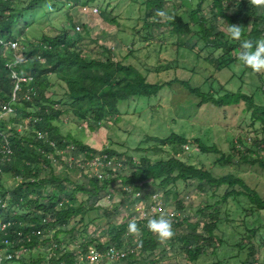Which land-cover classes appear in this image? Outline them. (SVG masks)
<instances>
[{"label":"rangeland","instance_id":"374dc122","mask_svg":"<svg viewBox=\"0 0 264 264\" xmlns=\"http://www.w3.org/2000/svg\"><path fill=\"white\" fill-rule=\"evenodd\" d=\"M27 1L17 0V7ZM146 1L148 0H95L87 7L46 3L38 7L30 19L27 18L30 26L25 36L17 42L18 47L20 43L36 44L43 35L54 36L68 21L74 28L80 27L78 34L83 37L74 49H82L84 54L90 57H99V49L105 48L110 50L115 61L132 66L145 76L147 83H172L154 96L134 98L120 103L117 107V118L103 121L101 127L94 131L71 123L68 113L59 120L63 136L69 134L99 153L103 149L112 152L109 157L112 164L108 178L113 181L97 198L77 194L75 206L88 199V207L97 210V213L91 212L85 217L83 225L79 223L78 216L72 219L67 227L44 232V237L37 241L34 247L25 248L20 252L21 262L29 258L44 259L47 250L54 244L68 252H74L78 246L86 245L90 241L93 242L92 245H114L110 243L108 233L117 230L123 223H129L135 203L142 205L140 197L138 201L132 197L136 191L130 194L123 191L117 176L127 175L131 169L130 163H136L143 157L155 162L167 160L171 156L170 147H161L152 139H165L176 135L188 140L197 139L204 146L215 147L217 153L205 154L198 152L195 146L187 145L179 158L185 164L204 168L215 178L226 175L236 177L264 199V167L259 165V161L264 165V150L252 145L254 139L259 140L262 136L260 125L252 122L247 105L240 102L236 106L217 108L209 103L203 104L200 103V98L189 94L177 83L187 82L192 88H198L201 93H208L215 99L240 92L252 97L254 104L261 105L263 97L258 88L264 85V71H247V67L238 59L241 51L238 47L224 53L212 48L206 49L204 43L198 41L194 35L183 38L171 33V28L166 27L164 23L173 16H182L184 21L188 22L189 12L196 8L195 1H165L161 14L151 17H147L144 5ZM211 1L204 0L200 11V15L210 22ZM235 5L236 2L233 1L229 14H235ZM256 10L257 15L264 18V9ZM213 24L215 29L212 36L216 34L218 41L234 45L239 43V40L230 38L223 19ZM236 26L240 27L241 33L247 35V26L242 24V20L237 21ZM192 30L197 32L196 27H192ZM241 40L247 38L241 37ZM220 56L224 59L230 58L232 62L228 67L217 71L215 60ZM47 96L55 103L62 102V91L58 86ZM26 124L23 126H27ZM72 146L68 147L72 153L56 159L49 168L45 167L39 177L40 180H47L50 176L58 179L64 187L65 202L69 200L67 196L76 186H87L92 179L91 171L82 162L85 153ZM228 156H231L230 161H222ZM81 166L85 168H80ZM19 182V177L5 174L1 179V186L9 196ZM49 184L46 196L55 192L54 187L51 189ZM197 186L195 181L179 183L167 189L150 184L145 191L137 192L140 196L143 193L142 201L145 206H148L150 197L154 194L157 201L164 204L166 213L180 212L181 216L187 217L191 223L205 221L198 214V210L206 205L211 207L209 212L215 210L218 213L219 224L214 234L221 240V245L214 250L206 249L193 264H264V211H256L242 196L229 198L225 203H221L220 198L225 193V187L213 190L206 186ZM236 190L240 191L239 188ZM7 201L5 203L8 204ZM32 211V206L28 204L23 210H15L14 213L23 215ZM84 229L85 234L81 237L78 233L84 232ZM56 230H60L58 242L53 238ZM172 231V237L163 242L153 233L158 246L154 255L146 259L138 246L140 231H127L122 235L120 247L135 251L133 264H149L150 261H153L152 264H187L183 254L170 248L172 238L182 231L176 232L173 227ZM249 247H252V253ZM7 264L21 263L17 261Z\"/></svg>","mask_w":264,"mask_h":264},{"label":"trees","instance_id":"16d2710c","mask_svg":"<svg viewBox=\"0 0 264 264\" xmlns=\"http://www.w3.org/2000/svg\"><path fill=\"white\" fill-rule=\"evenodd\" d=\"M165 1L168 0L146 1L144 5L147 17L161 14ZM193 1L196 2V8L189 12L188 22H185L182 16H173L164 23L166 27L171 28L172 34L183 38H190L194 35L198 41L204 43L206 49L212 48L229 53L237 47L240 48V41L237 45L218 41L216 34L212 36L215 29L213 23L223 19L228 31L230 26H236L237 21L242 20V24L247 26V35L241 33V37H246L253 44L258 39H264V18L257 15V7L251 4V0H212L211 22L200 15L204 0ZM233 1L236 2L233 8L235 14H229L228 11ZM93 2L95 0H28L17 7V0H0V114H2L0 117V226L6 222L14 224L9 231L11 240L23 239L18 243L15 240V250L34 247L37 241L42 240L44 232L67 227L70 221L78 216L79 223L83 225L85 217H88L91 212L97 213V210L88 207V199L75 206V196L81 194L97 198L113 181L112 178L102 181L92 178L87 186H76L67 196L69 200L65 202L64 187L60 181H57L58 179L52 176L47 180L39 179L45 167L49 168L56 159L59 160L68 153H72L68 149L71 145L81 153H85V161L99 153L75 140L69 134L63 136L59 120L68 113L71 123L85 126L88 131H94L101 127L103 121L117 118V107L120 103L134 98L154 96L163 87L170 86L172 83L164 85L147 83L145 76L134 67L115 61L110 50L105 48L99 49L101 55L99 57H90L84 54L82 49H74L83 37L74 32V27L68 21L54 36L43 35L36 44L20 43L18 52H13L6 47L7 43H17L25 36L30 26L27 18L32 17L38 7L46 3L87 7ZM192 27H196L197 32H193ZM231 62L230 58L224 59L220 56L215 60L216 70L221 71ZM248 70L250 69L247 67ZM12 72L19 79H26L25 83L19 82L20 90L16 91L13 101L12 94L16 81L11 78ZM28 78H30L29 82ZM177 83H180L189 94L200 98V103H209L217 108L236 106L244 102L251 113L252 122L260 125L262 138L254 139L252 145L264 150V85L258 88L263 97V103L256 105L252 97H247L240 92L215 99L208 93H201L198 88H192L187 82ZM55 86L62 91L60 104L47 96ZM26 94L29 95V100L25 97ZM63 107L65 109L62 110ZM7 108H11L12 113L5 112ZM37 133L44 134L45 138L37 139ZM152 140L161 147H170L171 156L167 160L155 162L145 157L136 163L131 162L128 174L116 178L121 188H130L133 193L137 190L145 191L150 184L167 189L179 183L186 184L195 181L199 188L206 186L214 190L225 187V193L220 198L221 203H225L229 198L235 199L242 196L256 211H264V199L249 189L242 180L231 175L215 178L204 168L185 164L179 158L183 154L184 146L187 145L195 146L198 152L205 154L217 153L215 147H207L197 139L188 140L176 135ZM4 145L7 146L8 154L2 153ZM59 152L61 155L58 154ZM101 153L107 155L108 158L112 155V152L106 149H103ZM230 160L231 156L225 160L222 159L227 162ZM259 165L264 167L260 161ZM5 174L20 178V182L9 196L1 186V179ZM47 184L55 190L48 196H46L49 190ZM6 201L8 204L1 207L2 202ZM28 204L32 206V212L23 215L14 213L15 210H23V207ZM210 209L211 207L206 205L198 210V214L205 219L200 223H191L187 217L183 221L170 222L176 232L182 231L172 238L170 248L183 254L187 264H193L206 252V249L214 250L221 245V240L214 234L219 224L218 213L215 210L209 212ZM19 222L22 223L21 227L17 225ZM89 222L92 223V221ZM27 223L32 227L27 228ZM135 223L140 231L139 250L146 259L154 255L158 242L154 239L153 233L145 227L147 221ZM127 225L123 223L117 230L108 233L109 241L115 247L120 248V239L128 231ZM31 231H36L38 234L32 236ZM82 231L84 232L78 233L81 237L85 234V229ZM17 232L21 233V237H16ZM59 235L60 230H56L53 235L56 242L59 241ZM28 237L29 242L24 240ZM90 243L93 242L90 241ZM249 251H252V247H249ZM132 257L133 255L129 256L124 264H133ZM67 258L68 256H64L59 260L71 264ZM43 262V258H29L20 261L21 264H43ZM152 263L153 261L149 262V264Z\"/></svg>","mask_w":264,"mask_h":264},{"label":"built area","instance_id":"2783aa9c","mask_svg":"<svg viewBox=\"0 0 264 264\" xmlns=\"http://www.w3.org/2000/svg\"><path fill=\"white\" fill-rule=\"evenodd\" d=\"M96 12V10H93ZM76 33H79L81 31L80 27H75L74 28ZM6 47L11 50V51H17L18 50V44L16 42H9L6 44ZM11 78L16 81V85L13 90L12 94V101L15 98V93L16 91H19L18 84L19 82L25 83L26 79H19L16 77V75L12 72L11 73ZM28 82L30 81V78L27 80ZM25 97L29 100V95L26 94ZM5 112L7 113H12L11 108L5 109ZM2 114H0L1 117ZM37 139L43 140L45 138V135L42 133H37L36 134ZM53 146V144H50ZM2 153L8 154L9 151L7 150V146L4 145L2 148ZM58 154L61 155V152ZM85 164V167H87L91 173H92V178H95L99 181H102L106 178H108V172L110 170L111 166V160L107 157V155L98 153L91 159L85 161V159L82 161ZM85 167H80V168H85ZM124 192L126 193H131L130 188H122ZM139 192H134L132 195L133 198L138 201L140 197V203L142 205H138V203L134 204V212L129 220L130 221H135V222H145L150 218H155L161 215H164L170 222L176 223L179 221H183L185 218L184 216H181L180 212L176 211H168L166 213V209L164 204L160 203L157 201V196L152 195L150 197V203L148 206H145L142 201V194L141 196L139 195ZM62 204V203H61ZM60 204V205H61ZM6 205L5 202H2L1 207H4ZM146 207V208H145ZM44 222V221H43ZM13 223L11 222H6L3 223L0 226V264H7V263H13L17 261H21L19 254L22 250H15L14 246L16 242H21L23 239H18L15 242L11 240V237L9 235V231L13 227ZM19 227L22 226V223L17 224ZM32 225H27V228H31ZM38 232L36 231H31L32 236H36ZM16 237H21V233L17 232ZM25 241L29 242V237L24 238ZM101 243H96V244H87V245H81L78 246L77 249L74 250V252H68L65 249L59 247L58 245L54 244L51 246L49 250H47V255L44 257V262L43 264H67L65 261L59 260V258L68 256L67 260L71 261V264H103V263H118V262H124L127 260V258L131 255H134L135 251L130 248H124V247H115L114 245H102V248H100Z\"/></svg>","mask_w":264,"mask_h":264},{"label":"clouds","instance_id":"9594fccd","mask_svg":"<svg viewBox=\"0 0 264 264\" xmlns=\"http://www.w3.org/2000/svg\"><path fill=\"white\" fill-rule=\"evenodd\" d=\"M251 4L259 9H264V0H251ZM228 34L231 39L240 41L239 61L243 66L248 67L252 72L264 71V39L253 42L241 40V30L238 26H230ZM145 227L154 233L158 240L166 241L173 235L170 221L164 216H158L147 220ZM130 233H137L138 228L135 221H130L127 225Z\"/></svg>","mask_w":264,"mask_h":264}]
</instances>
